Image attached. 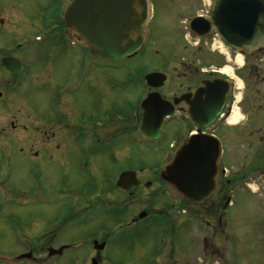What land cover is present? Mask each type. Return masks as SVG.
Masks as SVG:
<instances>
[{"label": "flooded vegetation", "instance_id": "flooded-vegetation-1", "mask_svg": "<svg viewBox=\"0 0 264 264\" xmlns=\"http://www.w3.org/2000/svg\"><path fill=\"white\" fill-rule=\"evenodd\" d=\"M73 1L35 0L29 7L39 11L26 18L16 0L0 1V25L11 27V35L4 33L0 42V69L9 76L0 81V87L12 83L13 88L8 89L10 98L0 91L3 124L9 118L5 115L9 106L25 110L24 104L31 102L30 83L38 74L35 61L55 57L56 69L44 72L49 75L47 83L62 75L60 82L49 84L52 92L62 96L60 104H55L60 118H53L49 127H58L60 135L45 129L51 136L42 140L52 164H72L73 156H78L77 167L88 180L83 186L42 184L31 189L30 204L42 203L53 207V212L43 221L44 230L33 228L29 250L21 254L27 257L20 261L122 264L110 254L111 248L121 244L123 236L129 241L154 225L162 231L152 246L157 264H244L251 249L260 253V247L264 249L259 209L264 203V41L246 44L228 29L229 17L234 15L228 7L232 0H221L220 5L218 0H149L142 45L123 59L156 56L158 65L141 69V81L113 85L124 92L136 87V99L127 97L123 108L112 106L105 111L97 110L100 103H95L92 113L72 120L68 129L60 123L83 107L78 97L96 86L85 81L86 69L94 70L90 81H96L100 69L121 70L117 61L92 54L83 38L67 27L65 11ZM36 23L27 32L18 27ZM63 61L64 75L58 72ZM152 72L162 73L153 84L146 77ZM144 106L153 112L148 127L156 136L143 130ZM10 126L3 129L17 142L41 136L38 128L27 131L15 120ZM195 136L215 140L220 148L214 190L201 201L186 197L161 175L143 180L142 162H137V168L128 164L127 153L133 154V148L141 152L156 148L152 154H161L169 163ZM161 140H169V145L160 147ZM68 144L74 149L70 151ZM31 152L36 155L35 150ZM126 171L136 172L139 186H117ZM116 189L123 196H116ZM140 201L143 207H137Z\"/></svg>", "mask_w": 264, "mask_h": 264}, {"label": "rangeland", "instance_id": "rangeland-1", "mask_svg": "<svg viewBox=\"0 0 264 264\" xmlns=\"http://www.w3.org/2000/svg\"><path fill=\"white\" fill-rule=\"evenodd\" d=\"M16 1L18 8L26 11V14H24L25 18L29 17L32 11H39V7H29L34 4L35 0ZM6 3L8 5L11 1H6ZM37 24L29 26L19 24L18 27H23L25 29L24 32H27L28 30H33ZM8 25L10 26V24H6L5 28L0 25V42L3 40L4 33L9 34V36L11 35V27ZM56 62L58 60L55 57H53V60L49 59V61H35L38 74L35 73L37 76L30 83L32 85V97L30 100L32 104L31 102H28L29 105L27 103L24 104L26 106L25 110L9 106L10 108L5 111V115H8L9 118L4 124L2 113L0 112V264H29L19 261L18 256L29 250L30 243L35 234L33 228L37 227L39 231L44 230L45 225L43 221L47 218L49 219L53 212V207L42 203L30 204L31 189L39 187L42 184L56 187L62 184L66 186H83L88 182L86 173H81L77 167L80 164L77 161L78 156H73L74 162L72 164H66L65 166L52 164L50 155L45 151V144L42 140L48 135L51 136V134L60 135L58 127H53V129L49 127L52 124L53 118H60V113L56 111L55 104H60L62 96L60 93L55 94V92H52L49 84H53L56 80L60 82L62 75L54 76V81L47 83L49 75L44 72L50 71L46 69H56ZM160 62L159 60V64ZM157 65L158 59L156 56L149 57L139 54L132 59L118 61L117 66L121 70H116V72L109 69L98 70L95 73L96 81H90V77L94 75V70L92 68L86 69L87 78L85 81L89 85L90 83H95L96 86L93 85L90 92L78 97L83 107H79L76 111H71L70 118L60 124H65V127L68 129L72 128L74 124L72 120H79L80 117L86 116V113H92L94 110L92 107H95V103H100L98 105L100 109L97 108L99 111H105L112 106L117 107L119 105L120 108H123L128 101L127 97L132 96L136 99L138 96L137 89L134 87L132 92L130 90L124 92L120 88H117V86L113 88V85L118 84V86H122L127 82L133 84L135 81H141V69H150ZM59 66L58 72L64 75L66 63L64 61L60 62ZM179 68L183 71L182 66H179ZM1 71L0 69V81H7V77L9 76H6ZM52 72L50 71V73ZM22 80L21 85L25 84L29 80V77ZM11 84L3 83L4 87H0V91L5 93V98H10L12 91L8 89L12 88ZM112 96H114V100L111 99ZM28 98L29 95L26 98L27 101ZM14 120L16 124L25 125L28 128L27 131L38 128V131H41L39 139L29 141V136L24 141H14L11 132L3 129L4 127L11 129L10 122ZM49 120L51 121L50 123L48 122ZM61 128L64 131V128ZM45 129L49 130L51 134ZM160 144V147L163 148L165 145H169V140H161ZM68 148L70 151L74 149L71 144H68ZM32 149L35 150L36 155L34 156L31 152ZM140 150L139 148H133V154L128 155L129 152L127 153V157H131L128 164L131 163L133 167L137 168V162L143 163L144 169L140 172V177L143 180H150L158 175L160 178L161 172L165 169L167 162L162 160L161 154H152L156 152V148L146 150L148 152H141ZM155 163L160 165L155 166ZM50 177H52V181H50ZM100 179L102 183L104 179L103 173H100ZM65 182L68 183L65 184ZM141 193L144 194L143 192ZM40 194L45 195V192L41 191ZM115 195L120 197L123 196V193L116 189ZM140 202L142 203L138 204L137 207L144 206L143 201ZM259 209L262 216L261 226L263 227L264 214L262 213H264V203H260ZM244 227L245 231L249 225L246 224ZM144 231L146 232L145 235L132 236L129 241H126L125 236H123L124 241L121 244H125V246L121 244L113 246L110 252L113 258L122 261V264H157V261L152 259V255L154 254L152 246L157 241V235L162 232L161 228L158 225L148 226ZM251 245L252 242H250ZM247 256L244 264H264L263 247H260V253L258 250L252 251L251 249ZM255 260L256 262H254ZM209 264H212V262L210 261Z\"/></svg>", "mask_w": 264, "mask_h": 264}, {"label": "water", "instance_id": "water-1", "mask_svg": "<svg viewBox=\"0 0 264 264\" xmlns=\"http://www.w3.org/2000/svg\"><path fill=\"white\" fill-rule=\"evenodd\" d=\"M220 2L218 0V5ZM228 7L234 13L229 17L228 29L236 31L246 44H261L264 41V0H232ZM148 16L147 0H74L66 10L65 20L67 27L83 38L91 53L119 60L133 54L142 44ZM161 75L151 73L147 79L153 84ZM151 117L153 112L146 107L143 129L153 135L148 127ZM153 124L159 127L158 121ZM219 155L215 140L195 136L178 151L162 172V178L186 197L201 201L214 190ZM117 185L134 189L140 183L135 173L128 171L121 174Z\"/></svg>", "mask_w": 264, "mask_h": 264}]
</instances>
